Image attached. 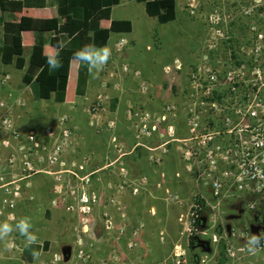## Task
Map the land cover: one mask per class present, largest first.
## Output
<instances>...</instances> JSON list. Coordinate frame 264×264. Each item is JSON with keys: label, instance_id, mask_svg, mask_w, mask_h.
<instances>
[{"label": "rangeland", "instance_id": "1", "mask_svg": "<svg viewBox=\"0 0 264 264\" xmlns=\"http://www.w3.org/2000/svg\"><path fill=\"white\" fill-rule=\"evenodd\" d=\"M191 2L194 7L188 10ZM175 12V20L160 24L146 14L142 3L120 0L113 6L111 19L129 20L132 30L110 35L107 46L111 48V57L97 78L89 75L88 83L92 79V84L86 97L74 95L72 88L67 101L61 104L52 99L35 100L31 90L15 88L23 86L24 69L0 65V94L4 93L0 96L4 103L0 107V138L4 136L8 142L4 148L7 153L1 151L0 157L6 161L5 157L13 154V161H0V223H14L15 219L27 217L32 223L31 231L34 229L38 242H42L47 237L43 228L48 219L43 210L58 209L52 220L55 228L48 236L51 248L43 252L38 262L24 256V238L13 232L8 242L19 245L21 252L0 241V264H50L55 254L60 257L58 264H130L134 255V260L144 258L137 253L143 245L144 253L151 257L146 258L145 264H173L171 252L179 240L187 249V264L217 263L221 257L220 243L211 244L208 235L219 232V228L210 229V223L206 225L207 232L198 234L208 241V252L199 247L190 249L189 238L181 234L194 197L204 192L193 182L190 165L179 158L176 150L180 144L177 139L186 136L181 121L187 118L176 92L185 90L191 68L205 54V36L211 30L209 21L217 19L222 25L225 21L235 22L237 27L233 30L237 37L243 36L241 29H245L247 22H257L264 31V0H176ZM119 38H124L126 44L118 52ZM25 46L23 58L27 59L30 46ZM46 49L49 51L50 47ZM218 51H224L223 45ZM175 64L180 65L179 70ZM167 65L171 71L165 73ZM122 66L128 71L120 72ZM6 72L9 80L1 84ZM10 82L17 91H10L12 95L8 96ZM98 96L103 104L92 111ZM113 98H117L114 111L110 106ZM164 106H173L176 117L170 114L171 108L167 113ZM165 112L166 122H161ZM62 115L67 116L66 126L71 134L60 153L51 155L55 159L48 161V151H40L34 157H24L25 151L17 154L11 132L17 129L23 134L31 128L37 131L56 125L55 120ZM4 119L7 123L1 127ZM22 138L26 144V138ZM25 147L31 151L30 144ZM36 158L43 161L37 162ZM94 159L96 163L83 171L85 164ZM15 163L20 166L18 170ZM105 163L111 164L112 171L108 172L113 177H98L96 184H91L95 174L88 173L95 165ZM38 170L43 173L35 183L44 182L43 178L52 182L54 177L53 189L45 183L42 188L28 184ZM48 172L52 177L47 176ZM2 184L6 186L1 187ZM47 192H54L52 198ZM3 199H11L13 207L4 206ZM224 210L226 235H234L232 240L243 243L264 232V203H257L252 211L246 204L226 203ZM28 213L35 217H28ZM209 214L205 208L203 215ZM143 233L150 242L141 240ZM110 237L115 246L100 243ZM67 247L71 256L65 260L62 248ZM7 252L13 254L12 261H6ZM202 259L205 261L201 262ZM227 264H264V251H247L239 261L228 259Z\"/></svg>", "mask_w": 264, "mask_h": 264}, {"label": "built area", "instance_id": "2", "mask_svg": "<svg viewBox=\"0 0 264 264\" xmlns=\"http://www.w3.org/2000/svg\"><path fill=\"white\" fill-rule=\"evenodd\" d=\"M193 7L194 3L188 4V10ZM209 25L211 30L205 36V54L191 68L185 90L176 92L187 117L181 121L186 136L177 139L180 144L176 150L179 158L190 165L193 182L207 193L201 192L194 197L181 234L189 238L207 232V229L196 228L202 216V201L210 212L206 216V225L211 223L210 229L219 228V232L208 235L209 242H223L224 256L239 261L248 251L247 239L242 243L241 240H232L234 235H226L224 204H246L252 211L257 203H264V31L257 22H247L245 29H241L243 36L237 37L233 30L237 24L233 21H225L222 25V21L215 19L210 20ZM125 44L126 40L119 38L116 43L118 52ZM221 45L224 51L220 53ZM175 69L179 70L180 65L175 64ZM127 71L126 66L120 68V72ZM170 71L169 65L164 66L165 73ZM8 80L9 75H4L1 84ZM102 104L103 100L98 96L91 110H98ZM3 106L4 103L0 102V107ZM163 108L167 113L171 108L170 114L176 117L173 106ZM167 113L160 118L161 122H166ZM5 121H1V127H4ZM66 121L67 116L62 115L55 120L56 125H48L37 131L31 128L23 132L24 135L17 129L11 132L14 140L23 135L27 141L17 146V154L22 155L25 151L24 157H34L40 151H48L50 155L47 159L51 162L55 159L51 155L60 153L61 146L70 138ZM0 144L5 148L8 142L2 140ZM27 144L31 145V151L26 150ZM10 154V158L5 157L6 161L3 157H0V161H13V154ZM36 161L43 160L36 158ZM24 164L29 165L28 162ZM5 186L2 184L1 187ZM2 201L4 206L13 207L11 199ZM182 219L183 216H180L179 221ZM260 236L264 237V232ZM12 244L13 249L21 252L19 245ZM257 251H264V239ZM171 258L173 264H187V249L180 240L173 245ZM56 261H60V257L55 254L50 264H58Z\"/></svg>", "mask_w": 264, "mask_h": 264}, {"label": "trees", "instance_id": "3", "mask_svg": "<svg viewBox=\"0 0 264 264\" xmlns=\"http://www.w3.org/2000/svg\"><path fill=\"white\" fill-rule=\"evenodd\" d=\"M142 3L149 17L155 18L158 23L165 24L175 20L176 0H130ZM55 9L51 10L47 18H34L23 14V9H43L46 0H0V25L3 33L0 38V61L9 65L23 55L22 33L34 34V45L29 63L21 78L24 85L30 87L35 100H50L55 103L67 101L68 93L72 89L74 95L84 97L87 89L89 74L87 67L72 59L76 50L88 43L97 46L107 45L111 34L130 33L132 24L129 20H112L111 9L118 5L120 0H54ZM22 13L18 20H3L5 12ZM41 11V10H40ZM66 18V21H61ZM45 33L50 35V46L59 51L62 67L49 70L43 44ZM62 42L63 48L57 45ZM20 62H23L20 59ZM73 84H71V80ZM73 85V86H72ZM34 86V88H32ZM114 111L117 98L110 101ZM199 202L201 199H198ZM202 203L201 219L196 223L198 230L206 228V216L203 215L205 206ZM190 249H210L206 240L200 239L198 234L189 237ZM45 248V247H44ZM221 257L217 264H225L228 260L224 256V243H220ZM40 251V246L26 247L24 256L31 260L33 250ZM42 249V248H41ZM210 251V250H209Z\"/></svg>", "mask_w": 264, "mask_h": 264}, {"label": "crops", "instance_id": "4", "mask_svg": "<svg viewBox=\"0 0 264 264\" xmlns=\"http://www.w3.org/2000/svg\"><path fill=\"white\" fill-rule=\"evenodd\" d=\"M55 9V2H54V0H46V5H45V7L43 8V9H33V8H31V9H27V8H25V9H23V11H22V13L23 14H26V15H30V16H32V17H34V18H47V17H49V15H50V13H51V10H54ZM41 10V11H40ZM22 13H15V14H12L11 12H9V11H7V12H5V13H3L2 14V17H3V20H5V21H11L12 19H15V20H18L19 18H20V16L22 15ZM113 20V19H112ZM61 21H63V22H65L66 21V18H62L61 19ZM132 30V29H131ZM2 33H3V28H2V25H0V38L2 37ZM119 35V34H118ZM26 36H27V39H26ZM22 45H23V51H24V47L26 48V46H25V44H29V46H30V53H29V55H28V57H27V59H24L23 58V55L21 56V57H19V58H16L15 59V61L13 62V63H11V64H9V65H5V66H11V65H13L14 67H19L20 69H24V72H25V69H26V67H27V65H28V63H29V60H30V57H31V54H32V50H33V47H34V45H36L35 43H34V34L32 33V32H25V33H22ZM108 44V43H107ZM50 47V50L48 51L46 48L47 47ZM55 52V49H52L51 48V46H50V35L48 34V33H45V36H44V44H43V54L45 53V52ZM45 55V54H44ZM23 58V59H22ZM20 59H22V61L23 62H20ZM0 65H4V64H2L1 63V61H0ZM0 71L2 72L3 70H2V68L0 69ZM5 72V71H4ZM6 74H8L9 75V73H7L6 72ZM72 80V79H71ZM75 81V80H74ZM21 84H23L22 83V81H21ZM91 84H92V79H91V81L88 83L87 82V89H86V94H85V96L84 97H86L87 95H88V92H90V90H91ZM8 87L9 88H11V89H9V94H8V96H11L12 95V93L10 92V91H12V90H16V89H14L12 86H11V82L9 83V85H8ZM21 86L20 85H16L15 86V88H17L18 89V91H23V90H25L26 88L27 89H29L30 90V87L29 86H27V85H24L23 84V86H22V88H20ZM5 91H8V89H6ZM17 91V90H16ZM4 93H1L0 94V96L1 95H3ZM67 100V99H66ZM66 102V101H65ZM61 104V103H60ZM21 129V128H20ZM25 133H23V135H24ZM11 138V137H10ZM24 138H19L18 140H14V142H13V144H14V149H16L17 148V146L20 144H22V143H24V140H23ZM2 140H5L4 139V136H3V138H0V141H2ZM21 142V143H20ZM2 146L0 145V152L1 151H5L6 152V150H4V147H2ZM94 163H96V161H95V159H94V162H92L91 164H85V170H83V171H86V169L87 168H91L90 167V165H92V164H94ZM4 164H6V163H4ZM16 165V163L13 165V166H15ZM12 166V167H13ZM38 166V165H37ZM93 166V165H92ZM16 167V170H18L17 168H20V166L17 164V166H15ZM106 169V170H105ZM108 171H112V168H111V164L109 165L108 163H105L104 165L102 164V165H99V166H97V165H95V168H94V170H92L91 172H89L88 174H89V176H91V175H94L95 174V176H93L94 177V180L92 181L91 180V184H96L95 182H97L98 180H99V178L98 177H100V178H102L103 176L104 177H106L107 175L109 176V177H113V176H111V175H109V172ZM52 172H54V171H52ZM99 172H101V173H99ZM42 173H43V171H40V170H38L37 171V173H34L33 174V178H31L29 181H28V184H30L31 186H33L34 188H40V186H41V188L42 187H44L43 185H44V183H45V185H52V189H53V184H54V177H53V179H52V182H49L47 179H45V178H43V181L44 182H42V183H35V179H37V177H39V176H42ZM83 173V172H82ZM97 173V174H96ZM99 173V174H98ZM47 176H50V177H52V175L51 174H49V172L47 173ZM85 176V175H84ZM44 177V176H43ZM83 177V176H82ZM81 177V178H82ZM107 178V177H106ZM40 179V178H39ZM110 181H112V180H110ZM27 185V184H26ZM48 193V192H47ZM53 193L54 192H52V194H50V193H48V195H49V198H52V195H53ZM49 204V203H48ZM58 209L57 208H47V209H45V210H43V216H44V218L45 217H48V219H47V224L46 225H44V228L43 229H45L46 228V230L45 231H47V234H46V238H43V240H42V242H38V246H40V252H41V255L43 254V252L45 253V252H48V250L51 248V243H52V240H50V238H48V236H52V234H51V232H52V230L55 228V225L52 223V220H53V217H54V215H55V211H57ZM1 213V212H0ZM27 216L28 217H35V215H34V213H28L27 214ZM51 223V224H50ZM32 232L34 233V229L32 230ZM144 235H146V233L144 234H142L141 235V240L144 242H150V240H149V238H145V236ZM157 241V240H156ZM101 244H103V245H106V246H111V247H113V246H115V244H113V241H111V237H110V240L108 241V239H106L105 241H101L100 242ZM156 245H157V242H154ZM113 245V246H112ZM159 245V244H158ZM150 246V245H149ZM159 246H161V245H159ZM159 246H156V247H159ZM45 247V248H44ZM161 247H163V246H161ZM42 248V249H41ZM68 248V247H67ZM151 248H153V246L151 245ZM62 249H65V248H62ZM145 249H146V247H145V245H143V246H141V248H139V250L137 251V253H138V256H140V253L142 254V256L144 257L142 260L140 259V260H134V257H135V255H134V257H133V259H132V261H130V264H145L144 262L146 261V258L148 259V260H150L151 259V257L149 256V258L147 257V254H145L144 253V251H145ZM210 250V249H209ZM108 252V250H106V252H105V256H106V253ZM9 255H7L6 257H8L9 259H11V260H9V259H6V261H12L13 259V254L11 253V252H7ZM152 256V255H151ZM33 258V257H32ZM32 261H34V260H32ZM219 261V260H218ZM218 261H217V263H218ZM132 262V263H131ZM134 262V263H133ZM216 263V264H217ZM5 264V263H4ZM6 264H9V263H6ZM225 264H227V261L225 262Z\"/></svg>", "mask_w": 264, "mask_h": 264}, {"label": "clouds", "instance_id": "5", "mask_svg": "<svg viewBox=\"0 0 264 264\" xmlns=\"http://www.w3.org/2000/svg\"><path fill=\"white\" fill-rule=\"evenodd\" d=\"M63 46V43L60 42L57 45V48L62 49ZM44 54L50 71L62 67L59 51H46ZM111 54V48L107 45L97 46L95 43H88L76 50L73 54L72 59L77 63L86 66L87 72L92 78H97L98 73L102 72L107 65ZM31 229L32 223L27 217L15 219L14 223H9L7 221L2 222L0 223V241L7 242L6 246L10 249L12 247V244L8 242V238L13 232H17L21 237L24 238L26 247L37 245L38 237L31 231ZM262 239H264V237L260 235H252L251 237H249L246 241L248 251L254 254L257 248L261 247ZM31 255L33 257V260L38 262L41 256V252L34 249L31 252Z\"/></svg>", "mask_w": 264, "mask_h": 264}, {"label": "water", "instance_id": "6", "mask_svg": "<svg viewBox=\"0 0 264 264\" xmlns=\"http://www.w3.org/2000/svg\"><path fill=\"white\" fill-rule=\"evenodd\" d=\"M263 222H264V218H263ZM208 251H209V249H208ZM208 251H206V252H208ZM62 253H63V255L65 256V260H68V258H69V253H70V248H65V249H63V250H62Z\"/></svg>", "mask_w": 264, "mask_h": 264}, {"label": "flooded vegetation", "instance_id": "7", "mask_svg": "<svg viewBox=\"0 0 264 264\" xmlns=\"http://www.w3.org/2000/svg\"><path fill=\"white\" fill-rule=\"evenodd\" d=\"M63 254V253H62ZM71 256V250H70V253H69V257Z\"/></svg>", "mask_w": 264, "mask_h": 264}]
</instances>
